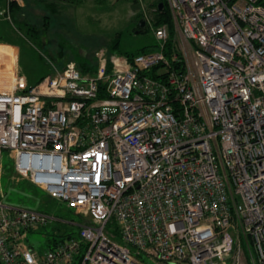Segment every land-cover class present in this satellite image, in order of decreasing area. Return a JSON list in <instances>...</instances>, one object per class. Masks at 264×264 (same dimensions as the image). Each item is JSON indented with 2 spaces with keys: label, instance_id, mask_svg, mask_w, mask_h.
<instances>
[{
  "label": "built area",
  "instance_id": "2783aa9c",
  "mask_svg": "<svg viewBox=\"0 0 264 264\" xmlns=\"http://www.w3.org/2000/svg\"><path fill=\"white\" fill-rule=\"evenodd\" d=\"M164 1L169 49L147 18L154 51L99 48L93 74L34 85L13 69L0 175L6 151L73 218L39 253L22 233L56 218L0 204V264H264L263 0Z\"/></svg>",
  "mask_w": 264,
  "mask_h": 264
},
{
  "label": "rangeland",
  "instance_id": "374dc122",
  "mask_svg": "<svg viewBox=\"0 0 264 264\" xmlns=\"http://www.w3.org/2000/svg\"><path fill=\"white\" fill-rule=\"evenodd\" d=\"M0 2V40H9L17 44L19 67L27 84L34 85L41 77L51 74V64L58 68L65 63L75 64L81 57L85 55L92 57L99 48H109L112 43H116L115 51L122 53H134L156 43L150 22L146 23L143 32L135 30L139 23L137 21L139 12L143 13L144 20L152 19L153 9L150 0L142 4L110 0L104 1L101 6H98L95 0H82L80 4L66 11L65 14L68 16L66 20L52 23L39 36L18 29V25L10 21L2 11L4 0ZM37 13L41 15L40 12ZM17 30H21L23 35L19 36ZM15 57L14 48L0 45V89L9 88ZM0 204L38 210L56 218L57 221L45 227H36L22 233V245L31 247L39 253L46 251L53 243V239H60L61 235L70 229L66 222L73 216L65 205L17 175L6 151L3 154L0 175ZM243 249L249 256L245 243Z\"/></svg>",
  "mask_w": 264,
  "mask_h": 264
},
{
  "label": "trees",
  "instance_id": "16d2710c",
  "mask_svg": "<svg viewBox=\"0 0 264 264\" xmlns=\"http://www.w3.org/2000/svg\"><path fill=\"white\" fill-rule=\"evenodd\" d=\"M98 6H101L104 1H110V0H95ZM118 2H132L137 3L135 0H117ZM146 1V0H144ZM152 5L153 11V17L151 19L153 26H157L160 24H167L169 31H170V38L167 43V49H169L172 46V40H173V25L172 20L169 14V11L167 9L166 3L164 0H150ZM82 0H21V5L17 3L16 1H10L7 2V0H4L3 3V10L8 9V12H4V15H6L10 21L18 25V29L24 30L27 34L33 33L39 36V34L42 33L43 30L47 29L49 25L52 23H60V20H66L68 16L65 14L66 11H69L71 7H74L78 4H80ZM1 3V2H0ZM160 4L163 6L161 9ZM37 12H40L41 15ZM143 13H140L137 15V21L144 22L143 27H139L137 25L136 31L137 32H143L144 28L146 26V20L143 19ZM21 30H17L19 36H22L23 33ZM32 34V36H33ZM3 43L11 44V45H17L13 41L9 40H0ZM156 43L151 47L142 48L141 50L134 52V53H122V52H116L115 47L116 43H112L109 48H107L108 52L110 54H119L124 55L127 59H132L134 56L151 52L156 49ZM94 56V54H93ZM90 57L85 55V57H81V60L79 62H75V65L83 74H93L95 72V60L94 57ZM68 62V61H67ZM64 65H62L59 69L64 68ZM147 76L151 78H155V74L153 70L151 72L146 73ZM44 77V76H43ZM41 77L37 82L42 80ZM36 82V83H37ZM67 236L66 234L61 235V238H64ZM60 238V239H61ZM57 240L53 239V243H55Z\"/></svg>",
  "mask_w": 264,
  "mask_h": 264
},
{
  "label": "crops",
  "instance_id": "0c3cea01",
  "mask_svg": "<svg viewBox=\"0 0 264 264\" xmlns=\"http://www.w3.org/2000/svg\"><path fill=\"white\" fill-rule=\"evenodd\" d=\"M0 45H7L10 46L12 48H14L16 50V57H15V63H14V68L15 70H18L20 73V67H19V48L17 45H11V44H6L0 41ZM4 68V67H3Z\"/></svg>",
  "mask_w": 264,
  "mask_h": 264
},
{
  "label": "water",
  "instance_id": "95a60500",
  "mask_svg": "<svg viewBox=\"0 0 264 264\" xmlns=\"http://www.w3.org/2000/svg\"><path fill=\"white\" fill-rule=\"evenodd\" d=\"M160 6H161V9L163 8V6L160 4ZM138 25H139V27H143L144 26V22H142V21H139V23H138Z\"/></svg>",
  "mask_w": 264,
  "mask_h": 264
},
{
  "label": "bare ground",
  "instance_id": "6f19581e",
  "mask_svg": "<svg viewBox=\"0 0 264 264\" xmlns=\"http://www.w3.org/2000/svg\"><path fill=\"white\" fill-rule=\"evenodd\" d=\"M1 90V89H0Z\"/></svg>",
  "mask_w": 264,
  "mask_h": 264
}]
</instances>
